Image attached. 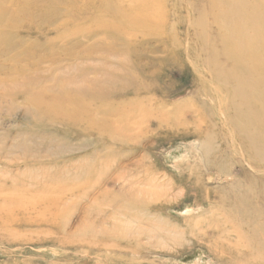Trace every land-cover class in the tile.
<instances>
[{"label": "rangeland", "instance_id": "1", "mask_svg": "<svg viewBox=\"0 0 264 264\" xmlns=\"http://www.w3.org/2000/svg\"><path fill=\"white\" fill-rule=\"evenodd\" d=\"M154 1L146 0L154 14L160 8L161 15L158 12L154 18L156 23L161 20V26L164 23L163 34L140 28L134 37L113 40L101 31L84 45L94 40L102 49H121L144 74H155L160 89L151 94L165 108L189 105L195 97L193 72L183 54L193 47L197 33L193 23L199 21L197 11L202 6L190 0L195 6L190 11L189 0ZM56 25L49 27L47 36L13 35L11 46L17 47L23 39L25 46L40 44V53H52L56 60L76 56L79 49L69 42L64 46L50 43L58 36ZM72 27L68 22L59 34ZM121 61H109L107 66L95 60L45 66L36 81L23 82L13 76L2 81L0 264H264V236L252 237L233 215L236 198L249 189L247 199L257 215L261 212L258 221L264 223V193L250 184L256 173L248 170L246 177L237 176L229 161L223 162L221 171L214 164L218 142L212 143L213 153L204 154L194 137V126L177 122L178 114L161 127L154 122L150 128L143 127L144 119L143 130L122 145L84 126H74L64 115L40 111V104L46 108L53 95L59 100L64 94L85 106V111L76 109L82 117L88 108L92 118L100 117V111H113L121 99L108 95L133 85L127 63ZM33 93L37 99H32ZM202 100L213 105L205 97ZM209 105L204 114L210 112ZM221 119L213 131L219 130ZM118 221L129 223L130 229L115 230Z\"/></svg>", "mask_w": 264, "mask_h": 264}, {"label": "bare ground", "instance_id": "2", "mask_svg": "<svg viewBox=\"0 0 264 264\" xmlns=\"http://www.w3.org/2000/svg\"><path fill=\"white\" fill-rule=\"evenodd\" d=\"M153 1L150 0V2ZM97 2L99 5L96 6ZM129 2L133 4L141 2V4L139 8H135L131 7L133 4L125 5L123 0H0V75H4L5 78L0 79V85L6 80V76H13L23 82L36 81L44 72L45 66H58L86 60H95L106 65L112 60L118 62L123 60V63H127L125 65L128 76L132 77L133 85L126 84L121 91L108 95L121 99V104L118 103L119 107L113 111H100V117L92 118L93 116L89 115L91 109L88 108V114L85 113L82 117L76 109L85 111V106L77 98L64 94L57 100L59 96L57 98V95H53L54 93L52 95L56 97L47 102L46 108L40 107L44 104L40 100L42 101L40 102L42 105L39 106L40 111L64 115V119L74 123V126H84L122 145L134 139L133 136L142 129L144 119H147V122L143 127L150 128L148 126L153 122L161 127L163 122L176 118L178 114L177 122L183 121L187 125L194 126V137L199 141L204 154L213 153L214 144L212 143L218 142L219 145L216 144L214 149L218 153L214 164H217L221 171L225 169L226 164L223 163L225 161H229V164L236 168L237 176L246 177L248 170L253 171L256 174L250 184L260 194L264 193V0L196 1V4L202 6L197 11L199 21L193 23L196 26L193 30L197 33L193 35V47L188 44L191 47L186 48L185 45L186 53L183 54L192 68V83L195 90L193 100L196 102L192 103V100L189 105L181 103V106L178 104L171 108L168 106L165 108L161 104V99L151 94L155 89H160V86L155 84L156 80L153 76L155 74H144L143 68L140 69L134 64L126 52L121 49L115 51L102 49L94 40L92 44L84 45L87 39L91 40L92 36H96L101 31L113 40L121 39L123 36L134 37L140 28L163 34V29L160 27L163 28L164 23L161 26V20L158 18L159 23H156L154 18L158 12L161 15L160 8L154 14V10L152 11L151 6L147 5L146 0H129ZM63 4H66L65 7L62 6ZM155 4V7H159L157 2ZM193 4L191 3L188 10L191 11ZM158 17L161 18L159 15ZM62 18L66 20L59 21ZM78 20L83 24L77 25L75 22ZM68 22L73 24L72 31L59 34ZM56 23L55 31L58 36L52 38L50 43L59 42L64 46L69 42L73 48L79 49L76 56L63 53L65 57L56 60L53 59L52 53L41 54L40 44L35 42L25 46L23 39H19L17 47L11 46L13 35L18 37V35L35 33L39 36H47L49 27ZM214 30L216 34L212 35ZM33 96L32 99L36 98L35 94ZM201 96L212 101L213 105L210 106L202 100L203 97L201 99ZM40 97L42 99L43 94ZM208 105L210 112L204 114L203 111L207 110ZM111 116L115 118V121L110 120ZM219 118L223 119V123L219 130L213 131L217 127L216 121ZM203 126L206 128L204 129ZM247 177L250 178V174ZM248 190L244 195L236 198L234 214L230 212L239 218H236L238 222L249 228L252 237L256 238V234L264 236V223L258 221L261 212L257 215L255 205L247 199V194L250 193ZM1 217L0 219L3 220L4 218ZM117 224L114 225L115 230L121 231L122 227L127 229V226L130 229V224L127 222L118 221Z\"/></svg>", "mask_w": 264, "mask_h": 264}]
</instances>
